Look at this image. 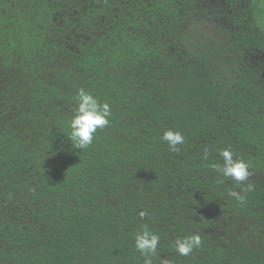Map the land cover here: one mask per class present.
I'll return each instance as SVG.
<instances>
[{"label":"trees","instance_id":"obj_1","mask_svg":"<svg viewBox=\"0 0 264 264\" xmlns=\"http://www.w3.org/2000/svg\"><path fill=\"white\" fill-rule=\"evenodd\" d=\"M81 88L112 113L83 151ZM145 227L153 264H264V0H0V264H143Z\"/></svg>","mask_w":264,"mask_h":264},{"label":"clouds","instance_id":"obj_2","mask_svg":"<svg viewBox=\"0 0 264 264\" xmlns=\"http://www.w3.org/2000/svg\"><path fill=\"white\" fill-rule=\"evenodd\" d=\"M76 107L72 115L69 128L68 138L74 149L83 151L93 143L94 134L98 129H103L110 123L111 108L109 103L100 102L94 95L85 89H79L75 97ZM161 139L167 143L169 150L172 152L179 151V145L184 143V136L177 130L168 129L163 132ZM208 155V149H205L204 158ZM219 156L223 163L214 164L213 169L222 174L225 178H230L236 183H243L250 176L249 164L243 159H234L231 149H222ZM253 186L247 185L243 191H251ZM228 195L243 203L245 197L240 191L230 190ZM147 213L140 212V216L144 217ZM135 248L144 257L143 264H153V257L157 254L160 237L158 234L151 232L145 227L135 236ZM202 244V238L199 234H192L174 241V247L177 254L187 257L195 248H199ZM163 264H171L170 261L164 260Z\"/></svg>","mask_w":264,"mask_h":264}]
</instances>
